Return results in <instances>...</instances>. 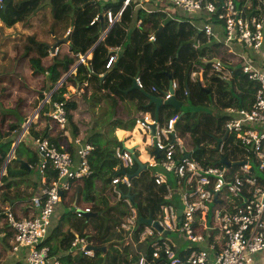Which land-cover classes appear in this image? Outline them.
Returning a JSON list of instances; mask_svg holds the SVG:
<instances>
[{
	"label": "trees",
	"instance_id": "obj_1",
	"mask_svg": "<svg viewBox=\"0 0 264 264\" xmlns=\"http://www.w3.org/2000/svg\"><path fill=\"white\" fill-rule=\"evenodd\" d=\"M47 6L51 9L55 23L50 35L57 36L62 31L63 39L68 36L69 40L59 45L57 54L51 55L48 49H52L54 43L39 41L36 34L29 35L22 47L17 48L19 50L16 51V56L27 62L31 72L30 79H20L13 91L3 87L0 95V264L9 254L15 264H27L23 253L17 254L20 258L11 255V242L15 232L9 226L7 217L9 211L18 220L37 215L32 204V208L22 209L24 214L19 216L23 202L32 203V199L42 188L40 156L35 141L48 138L58 150L65 151L61 149L60 137H52L48 132V123H51L48 114L54 103H64L66 106L69 123L64 130L71 133L74 140L68 145L67 151L77 160L78 147L75 141L80 132L75 122V113L79 110L80 103H94L103 99L108 110L112 111L118 109L120 102L130 99L138 101L145 112H154V106L146 107L150 102L147 94L164 98L175 80L179 84L176 98L183 103V107L176 110L163 106V109L166 120L175 115L180 116L177 131L185 140L187 150L194 153L193 157L205 166L217 165L223 157L234 164L245 161L247 157V152L238 145L234 135H230L223 143L222 152L217 150V141L225 136L227 123L232 119L220 115L221 110H251L257 91V84L243 73L241 60H238V66H230L233 56L225 46L207 40L204 33L188 19L175 18L162 9L148 12L135 8V3L122 11L119 22L100 41L107 26L101 22L92 25L94 18L102 13L103 8H112L115 14L119 13L122 1L103 6L96 0H4L0 8V22L7 28H15L18 24L27 25L32 17ZM151 37H155V41ZM196 37L197 42L190 44ZM121 49H124V54L118 66L115 67L114 64L111 69H107L109 58L116 54V50ZM221 51L225 58L221 56L219 59ZM89 52H92L91 58L78 64ZM214 57L221 62L222 72H215V64L211 63ZM228 66L231 67L232 74L226 80L225 67ZM88 67L91 68V73ZM202 70L208 72L211 82L206 88L200 84L199 77H195ZM65 77L67 78L61 83ZM101 77L105 79L101 80ZM137 78L142 82L143 89H133L134 79ZM86 82L88 85L83 87L81 95L69 90L71 86L78 87ZM0 84L2 86L4 82ZM57 86L60 87L55 90ZM153 87L158 91L154 92ZM90 90L92 96L89 98ZM51 93L50 103L42 107L38 123L30 128V138L15 148L12 159L7 163L16 142L15 133L27 120L28 114L34 113ZM210 107L219 113L192 111L193 108L204 110ZM153 117L155 118V114ZM41 124L45 127L38 128ZM88 144L95 147L90 141ZM114 160L115 157L112 156L111 161ZM93 161L92 156V169ZM114 163L117 164L118 160ZM5 167V174L1 177ZM123 169L118 172L112 170L106 177L99 170L93 169L91 177L76 182L70 192L63 194L70 202L76 201L78 207L90 209L96 216L87 221L76 214V229L61 231L56 228L50 235L45 246H49L53 254H61V264L95 263L94 259L80 254L65 256L71 250L77 235L89 238L96 245L108 246L112 252L107 255L106 264H131L129 249H115V246H121L120 241L124 238L125 232L119 229H124L123 223L132 210L146 218L151 216L158 220L172 186H157L149 169L134 178L131 187L122 183L113 185L114 179L122 177ZM236 169L239 167L236 166ZM134 170H138L135 164ZM46 175L48 185L57 180V173L51 167ZM97 180L101 181L99 186L96 184ZM22 185L28 187L23 190ZM110 185L115 189L110 188ZM128 195L134 199L129 200ZM111 198L115 204L110 203ZM83 203L87 207L82 206ZM51 241H54V245ZM101 255L97 253L96 257H100L103 263L104 257Z\"/></svg>",
	"mask_w": 264,
	"mask_h": 264
},
{
	"label": "built area",
	"instance_id": "obj_2",
	"mask_svg": "<svg viewBox=\"0 0 264 264\" xmlns=\"http://www.w3.org/2000/svg\"><path fill=\"white\" fill-rule=\"evenodd\" d=\"M96 1L103 6L122 1V10L119 13L115 14L112 8H103L102 13L94 18L92 25L101 22L107 26V31L100 41H103L112 27L119 22L122 11L135 3V8L141 9L152 5L155 8L172 7L191 15L205 12L207 22L202 31L213 42L227 48L240 44L256 51L264 47L263 22L249 18L243 7L238 6L237 0ZM3 3L4 0H0V8ZM214 21L222 25L224 38L216 35ZM69 34L70 31L67 35ZM151 40L155 41V37H151ZM48 51L51 55L57 54L59 48ZM116 60L117 52L109 58L107 69H110ZM214 64L215 72L223 71L219 60ZM242 69L248 79L257 84V91L251 110L229 109L233 116L226 129L229 136L234 135L238 145L247 152L246 160L243 161L245 164L238 166L239 169L235 170L236 166L228 168L221 164L205 166L194 158V153L187 150L185 140L178 134L179 115L163 122L156 121L148 114L136 119L135 127L140 132L151 133L152 127H156L152 140L155 149L161 152V157L157 159L153 155L147 166L148 169H153L152 178L157 186L171 185L172 189L166 196L161 216L155 220L160 223L162 231L139 226L135 210L130 212L128 219L123 223L124 229H119L125 232L119 245L123 249H129L131 264H254V257L264 254V72L248 61L243 63ZM225 77L226 80L230 79L226 75ZM136 83L143 89L140 79L137 78ZM171 85L176 95L179 84L174 80ZM153 91L158 90L153 87ZM48 96L41 108L50 103L52 93ZM171 97L172 95L167 93L163 100ZM48 117L62 129L69 123L64 103H54ZM31 124L32 121H28L23 127L15 147L30 136ZM75 144L78 147L77 160L69 152L58 150L48 138L35 141L40 156V173L46 178L40 196L31 201L37 215L18 220L9 211L7 217L9 226L15 232L12 251L23 253L27 264H61V254H53L51 248L45 246L50 236L55 209L63 194L70 192L76 182L93 175L91 157L95 147L81 140H76ZM222 148L223 144L220 152ZM187 154L191 157L186 158ZM116 155L127 170L126 175L114 179L112 184L122 183L131 187L127 174L135 172L132 155L127 151ZM49 167L57 173V180L52 185L46 184ZM176 197L182 205L181 216L178 214L179 208L174 204ZM85 211L91 212L90 209ZM175 233L191 244L183 255H177L175 246L169 242L170 236ZM91 245L96 243L89 238L77 236L65 256L80 254L97 260V253L87 250ZM115 249L122 251L118 246H115ZM100 263L102 261L94 264Z\"/></svg>",
	"mask_w": 264,
	"mask_h": 264
},
{
	"label": "crops",
	"instance_id": "obj_3",
	"mask_svg": "<svg viewBox=\"0 0 264 264\" xmlns=\"http://www.w3.org/2000/svg\"><path fill=\"white\" fill-rule=\"evenodd\" d=\"M212 2H218V0H213ZM237 4L239 7H243V9L246 11L249 18L261 21L264 24V0H237ZM159 9L166 11L167 13H169L171 16H173L175 18L188 19L190 21V23L194 27H196L200 32H203L202 29H203L205 23L207 22V14L205 12L199 13L197 15L196 14L191 15V14H186L184 12H181L179 10H175L172 7L155 8V6H147L144 10L150 12V11H156ZM171 9H173V11ZM213 23H214L213 27H214V31H215L216 35L220 38H224L222 25H220L216 21H214ZM51 37H53V39H54V41H53L54 46L56 44H58V47H59V45L62 42H64L68 36L65 39H63V32L59 31L57 36L52 35ZM205 38L207 40H211V38L207 37L206 35H205ZM212 43L219 44V43H216L213 41H212ZM192 44H195V43H192ZM219 45H222V44H219ZM226 49L233 56V59L230 61L231 67L238 66V60L242 61L241 67H242L243 63L248 61V62L254 64L255 66H257L258 68H260L264 72V47L261 50L256 51V50H253L250 48H246L245 46H242L240 44H233L231 48L226 47ZM119 51L120 50H118V51L116 50L117 55H118ZM91 55H92V52H89L88 54H86L84 57L81 58V60L78 64L85 63L86 60H89L91 58ZM219 56H220L219 59L221 58V56H224V58H225L224 52L221 51ZM214 60H218V59L216 57H214V59L212 61H214ZM212 61H211V63H212ZM116 62H117V60L114 62V64H116ZM114 64H113V66H114ZM212 64H214V63H212ZM76 66L74 67V69L76 68ZM230 66H228L227 68L225 67V69H226L225 75L229 78H231V74H232V69H230L231 68ZM74 69H73V71H74ZM88 69H89V72L91 73L92 72L91 68L88 67ZM27 72L29 73L28 74L29 77L28 76L27 77L30 79L31 72L29 71V68H28ZM195 77H199L200 84L202 85L203 88L210 86L211 82H210L209 74L207 71L202 70L200 73L196 74ZM66 78L67 77H65L61 81V83H63ZM103 78L105 79V77H103ZM25 79H26V77H25ZM87 85H88V82H86L82 85H79L78 87L71 86V87H69V90L73 94L81 95L84 92L83 87H86ZM58 87L59 86H57L55 89H57ZM88 95H89V98L92 96L91 90L89 91ZM150 106H154V112H148V113L145 112V110H143L141 108L140 103H138V101H132L130 99H126L123 102H120L118 109H115L112 111L108 110V105L105 104L103 99L99 100V102L96 101L94 103H92L91 101L90 102L87 101L86 103H80L79 110L75 113V122H76V125L79 129V132H80V136L77 138V140H81L83 143H87V144L90 141L91 143H93L95 145L97 152L93 153V160H94L93 161V169H94V171L99 170L102 173V175L106 177L108 175L107 171H106V167L109 165H111V170H113L114 172H118L121 169H123L122 162L117 157L116 154L119 152L126 151L125 149H134L135 150V156L138 158V160L142 164H146V165H147V162L151 159V157L153 155L156 156V154H155L156 149H155V146H154L153 140H152V136H153L152 132L151 133L140 132L135 127L136 119L139 117H142L145 114H148L152 117L155 114V118L154 117L153 118L159 122H163L166 120V112L163 109V107L158 111V117L156 118V107H155V105L150 104V102H149V104L146 107H150ZM229 109H235V108H228L225 110H221L220 115H224L225 117L227 116L229 118L232 117L233 114L230 113ZM207 110H210V109H207ZM235 110H237V109H235ZM216 112H217V110H215V113ZM36 113H37V110L31 119H29V117H30L29 116L28 120H26V122L32 121L31 126L33 124L38 123V114L36 117ZM217 113H219V112H217ZM42 127H45V125L41 124L40 126H38V128H42ZM62 131L64 132V134ZM48 132L52 137H57V136L60 137L61 149L65 150V151H67L68 145L72 141H74L72 139L71 133L60 128L59 126H57L53 122L48 123ZM29 138H30V136L27 137V140ZM110 150H113L115 152L113 157H115L116 161L118 160L117 164L114 163L115 160H114V162L111 161V157H112L111 155L106 156V153H109ZM12 156H13V154H12ZM11 159H12V157H11ZM135 165H137V164H135ZM133 168H134V166H133ZM124 171L125 170L123 169V171L121 173H123ZM158 171H160V169H158ZM150 172L152 175L153 171L150 170ZM4 174H5V172H4ZM45 181H46V178L41 177L42 188L39 189L40 191L37 192L38 194L35 197L40 196L41 191L44 188ZM100 183H101V181L97 180L96 184L98 186L100 185ZM46 184H47V182H46ZM27 187H28L27 185H22L21 188L23 190H25ZM112 187L113 186L110 185V188H112ZM113 188L115 189V187H113ZM63 197L64 196H62V198ZM63 199L65 200V204H66L65 208L66 209L71 208L73 206L76 207L77 209H81L80 207H78L76 201H74L72 203V202H70V200L68 198L64 197ZM174 204L179 208V210H182L181 209L182 205H181V202H180L178 197H176V199L174 200ZM82 206L87 207L86 203H83ZM29 207L30 208L33 207L32 203L23 202V205L21 206V210L19 211V216H23V214H24V211H22V209H26ZM58 207H59V205L55 209L53 219H52L51 232H50L51 236H52V234L56 228L61 229V231H66L68 229H73V228L76 229L75 228L76 225L74 226V223H75L76 218H77V216H76L77 212L75 214H73L74 217L69 218L67 216V211H65L64 209H59ZM32 213L33 212H31V214ZM65 223H68V225H69V227L67 229L65 228ZM51 236H49L48 239H50ZM12 241H13V239H12ZM51 244L54 245V241H51ZM11 245H12V242H11ZM205 246L206 245H203V247H205ZM182 253H186V250L184 252H181L180 254H182ZM17 254H19V253H13L11 255H16L19 257V255H17ZM12 258H15V256H13ZM254 264H264V254H260V255L255 256L254 257Z\"/></svg>",
	"mask_w": 264,
	"mask_h": 264
},
{
	"label": "rangeland",
	"instance_id": "obj_4",
	"mask_svg": "<svg viewBox=\"0 0 264 264\" xmlns=\"http://www.w3.org/2000/svg\"><path fill=\"white\" fill-rule=\"evenodd\" d=\"M171 10L173 11V9ZM54 24L55 23L52 19L51 9L49 6H47L43 11L38 13L36 16L32 17L27 25L18 24L15 28H7L2 23H0V82L1 83L4 82L2 86L0 84V95H2L3 87H7L9 91H13L14 85L19 83L20 79H25V77L27 79L29 77L28 76L29 73L27 72L28 71L27 62L21 60L19 56H16L17 55L16 51L19 50L17 48L22 47L26 38L32 34H36L38 36L39 41L40 40L46 41L49 44H53L54 39L53 37H51L50 33H52L53 28L51 29V27L54 26ZM48 97L49 96H46L44 101L41 103L40 107L37 109L38 119H39V112L42 109L41 106ZM209 109L211 110H207V109L202 110L199 108L197 109L193 108L192 111L200 112V113L212 112V111L215 112V109L213 107H210ZM34 113L28 114V117L30 116L29 119L33 117ZM27 123L28 121L27 122L24 121L22 123L21 129L15 133L16 140L21 136L23 127ZM114 154L115 152L113 150H110L109 153H106V156H110V155L114 156ZM150 170L153 171V169ZM106 171L107 174L112 173L111 165L106 167ZM171 178L173 179L174 177L171 176ZM110 203L115 204L112 198L110 200ZM65 205H66L65 200L62 198L58 208L67 211V216L69 218L74 217L73 214L77 212L76 211L77 208L73 206L71 208L66 209ZM68 227H69L68 223H65V228L67 229ZM169 242L175 246L177 255H179L181 252H184L189 247H191L190 246L191 244H189L184 237L181 238L179 234L176 233L170 236ZM118 247L123 249L122 246H118ZM100 260L101 258L98 257L97 260H94V262ZM1 264H15V260L11 259L10 255H8V258L4 260Z\"/></svg>",
	"mask_w": 264,
	"mask_h": 264
},
{
	"label": "water",
	"instance_id": "obj_5",
	"mask_svg": "<svg viewBox=\"0 0 264 264\" xmlns=\"http://www.w3.org/2000/svg\"><path fill=\"white\" fill-rule=\"evenodd\" d=\"M68 40H69V37H67L65 39V41H68ZM196 42H197V37L193 41H191L190 44L196 43ZM57 47H58V44L53 46L52 47V51H55V49ZM123 54H124V49H121L118 52V59H117V62L115 64V67L118 66L119 62L121 61V58L123 57ZM216 62H217V60L212 61V63H216ZM103 79L104 78L102 77L101 80H103ZM133 89H135V90H139L140 89L139 86L136 83V79H134V82H133ZM169 93L172 95V97L170 99H168V100H165V101L162 98L147 94L148 98L150 99V104H153L156 107V118L158 117V111L163 106H170V107H172V108H174L176 110H179V109H181L183 107V103L177 100V98L175 96V92H174V90L172 88V85L170 86ZM155 129H156V127L153 126L152 127V134L153 135L155 133ZM228 137H229V131L227 130L225 136L223 138H221V139H218V141H217V150L218 151L220 150L222 144L227 140ZM14 148H15V146H14ZM14 150L15 149H13L11 155L9 156L7 163H9L10 158L12 157V154H13ZM125 150L132 155L134 163L137 164V166H138V170L135 173L127 174V177L132 181L134 178L139 177L144 171H147L148 170V166L146 164H142L138 160V158L135 156V150L134 149H125ZM155 154H156L157 159H160L161 152L158 149L155 150ZM190 157H191L190 154L186 155V158H190ZM218 164L224 165V166H226L228 168H232V167H235V166H242L245 163L241 162V163L234 164V163L230 162L227 157H223V158L220 159V161H219V163H217V165ZM5 169H6V167L2 171L1 177L4 175ZM122 175H126V172L124 171L122 173ZM127 197L131 201L134 199L131 195H128ZM216 200H217V197H216L215 201ZM77 214L81 215L82 217H84L87 221L90 218L96 216V214H94L92 212H87V211H85L83 209H77ZM178 214H179V216H181L182 215V210H179ZM138 225L139 226L153 227L154 229H157L158 231H162V229H163L158 221H155L151 216L146 218L141 213H138ZM87 250L95 252V253L102 254L104 256L103 264H106L107 255L112 252L111 249L108 246H106V245H104V246L91 245V246H89L87 248Z\"/></svg>",
	"mask_w": 264,
	"mask_h": 264
},
{
	"label": "clouds",
	"instance_id": "obj_6",
	"mask_svg": "<svg viewBox=\"0 0 264 264\" xmlns=\"http://www.w3.org/2000/svg\"><path fill=\"white\" fill-rule=\"evenodd\" d=\"M117 59H118V55H117ZM112 68V67H111ZM137 215H138V213H137ZM104 257V256H103Z\"/></svg>",
	"mask_w": 264,
	"mask_h": 264
}]
</instances>
